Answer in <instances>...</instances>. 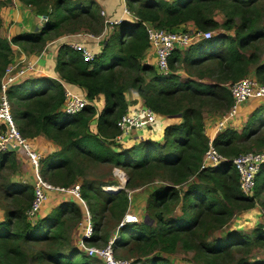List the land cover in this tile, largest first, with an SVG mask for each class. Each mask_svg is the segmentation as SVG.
Instances as JSON below:
<instances>
[{"label":"trees","instance_id":"trees-1","mask_svg":"<svg viewBox=\"0 0 264 264\" xmlns=\"http://www.w3.org/2000/svg\"><path fill=\"white\" fill-rule=\"evenodd\" d=\"M0 1V5L10 2ZM19 1L34 7L47 20L36 32L21 33L10 40L0 36V80L11 63L12 46L35 54L48 40L54 39L52 35L57 36L61 31L74 32L84 20L99 24L101 8L95 0ZM49 1L50 5L44 4ZM256 1L125 0L126 8L134 13L130 11L138 22L124 20L115 26L101 40V52L92 62H85L67 44L58 47L55 71L60 81L77 87L81 96L91 102L81 113H65L63 86L54 79L37 77L9 89L33 88L23 95L9 94V101L17 103L13 120L25 138L32 140L41 136L57 146L54 152L43 156L41 175L46 182L62 188L79 184L93 232L102 227L106 213L113 218L125 214L127 196L123 191L103 192V184L100 187L96 180L86 178V163L121 169L129 176V184L134 176L153 175L169 182L149 195L146 219L126 223L122 227L121 241L115 243L117 247L135 245L137 254L150 257L142 264H169L166 258L152 255L157 249L173 254L180 246L186 252L193 251L196 263L217 264L234 252L249 254L264 247L262 227H257L250 235L242 231L227 232L209 240L213 230L229 222L234 208H253L255 198L264 191V165L256 175L253 196L247 198L240 192L238 174L230 161L239 153L240 141H249L264 130V102L250 114L240 132L234 127L227 128L214 138L213 146L229 161L199 170L209 142L204 134L203 109L208 106L214 110L229 109L232 104L230 85L246 76L251 66L254 67L253 76L264 82V62L258 63L256 56L246 55L249 46L264 38V33L256 28ZM216 10L225 15L221 24L215 19ZM236 18L241 25L233 36L217 32L231 31ZM142 22L167 30L191 22L197 30L210 31L212 36L198 40L185 52L174 51L168 62L170 73L162 76L152 65L142 62L149 50ZM66 25L70 26L64 27ZM88 30L96 31L92 24ZM108 51L111 59L107 65H101L100 60ZM178 64L202 71L195 79L181 81L174 73ZM122 72L130 77L129 83L122 82ZM206 79L214 82L205 83ZM128 90L136 91L144 106L156 115L177 117L180 122L166 126L161 141L144 138L134 145L130 141L115 142L119 134L116 122L129 106L125 98ZM97 98L102 99L103 106L92 125L96 114L92 102ZM16 155L12 152L0 155V175L6 169L11 174L16 170ZM0 189V205L4 201V218L0 221V264H94V259L70 245L67 223L72 220L75 225L82 221V211L68 195L55 193L67 200L45 216L38 218V213L29 221L26 213L33 199V182H2ZM172 207L176 209L172 211ZM98 239L94 234L87 242L93 244ZM33 244L48 245L49 250H38L28 256L21 245ZM136 263L134 260L133 264ZM235 264H264V261L241 257Z\"/></svg>","mask_w":264,"mask_h":264},{"label":"built area","instance_id":"built-area-1","mask_svg":"<svg viewBox=\"0 0 264 264\" xmlns=\"http://www.w3.org/2000/svg\"><path fill=\"white\" fill-rule=\"evenodd\" d=\"M101 14L105 16L103 12ZM123 17L134 18L127 8L123 10ZM123 17L117 20L104 19L105 27L103 33L98 37L91 35H87V37L101 42L108 31H111L115 26L124 21ZM42 19L43 23L47 20L44 16H41ZM134 20L138 22V19L135 18ZM142 25L148 37L149 51L155 59L154 67L157 74L162 76L170 73L168 62L174 51L184 52L198 40H207L212 36V32L210 31L203 32L197 29L193 32L174 31L156 28L146 22H142ZM62 44H67L74 51L78 52L87 63L95 59L93 51L80 42L67 40ZM36 71V62L32 60H26L20 65L10 63L5 68L0 80V155L7 152L21 154L31 167L34 178L33 199L26 215L30 220L35 219L42 205L47 201L48 193H61L68 195L72 200H79L81 207L85 209V225L83 226V221L80 223L83 232L78 242L79 250L89 257L100 259L103 264H129V262L121 261L114 257L112 243H109L106 248L100 250L93 246H87V240L93 236V227L86 203L81 199L79 184L70 188H62L46 182L40 172L42 154L33 147L31 140L22 136L13 120L11 105L7 95L8 90ZM61 84L64 90L63 110L65 113L75 115L81 113L87 106L91 105V102L75 92L73 85L63 82ZM229 90L232 104L227 112L218 119L215 133H220L227 128H233V124L231 126L230 122L236 118L240 106L249 101L264 102V83H261L252 76H247L234 82L230 85ZM156 118L157 115L149 108L141 104L136 105L132 110L124 113L116 122L119 134L115 138V142L124 144L133 139V132L152 129ZM213 140V138L208 139V148L202 158L199 170H205L229 161L213 146ZM230 161L238 174L240 192L247 198L252 197L256 184V175L264 165V152L241 154L233 157ZM127 218L122 225L127 221H138L137 216H127Z\"/></svg>","mask_w":264,"mask_h":264},{"label":"rangeland","instance_id":"rangeland-1","mask_svg":"<svg viewBox=\"0 0 264 264\" xmlns=\"http://www.w3.org/2000/svg\"><path fill=\"white\" fill-rule=\"evenodd\" d=\"M50 3L51 2L49 1V2L44 3V4L50 5ZM255 8H256L255 11L258 13L256 28L261 30L264 33V0H257L255 2ZM119 11H120V14L118 12L119 16H116L117 18L122 16L121 10H119ZM101 12H102V9H100V11H99V15H100L99 16L100 17L99 24L96 25L95 22L90 23V22H86V20H84L81 22L82 23L81 26L79 25L77 27L76 31H74V32L61 31L60 34L57 36L52 35V38H54L58 41V45H61L64 41L75 40L74 38H76L77 36H81V35H91L93 37L100 36L103 33V30L105 27L104 26V18L102 16ZM214 14H215L214 15L215 19L220 24L225 21V15L222 11L216 10V11H214ZM234 23H235V26L231 31L218 30L217 32L219 34L221 33L224 35L233 36L236 28L240 27L241 21L239 20V18H236ZM44 24L45 23H43V19H42V21H39L38 26L36 28V31L42 29ZM91 24H92V27L96 30L95 32L88 30L90 28ZM69 26L70 25H66L64 27H69ZM36 31H34V32H36ZM107 33L109 35L110 31H108ZM54 39H52V40H54ZM52 40H48V42H50ZM45 47H46V45L42 46V49L40 51L36 52L35 55H39V52L41 53V51H44ZM92 51H93L94 55L100 54L101 47L100 48L95 47L92 49ZM182 55H184V54H182ZM246 55L247 56L254 55L257 57L258 63H263L264 62V38H260L258 41H255V43L253 45L249 46V48H247V50H246ZM110 57H111V52L108 51L107 55L100 60L101 65H107L111 59ZM258 65L259 64H257L256 66H258ZM253 69H254V67L251 66V69H249L248 74L246 76H243L242 78L247 77V76H251L250 74H252ZM154 70L156 72L155 67H154ZM201 71H202L201 68L194 70V69L187 68L186 65L181 66L180 64H178V67H176V69L174 70V73L180 77L181 81H184L188 78L195 79L196 74L198 72H201ZM49 73H51V72H49ZM121 74H122V76H121L122 82L129 83L130 77L128 76V74H126V72H122ZM252 77L255 78L254 76H252ZM255 79H257V78H255ZM146 80H148V79H146ZM204 82L205 83H213L214 80L206 79V80H204ZM261 83H264V82H261ZM32 90H33L32 87H27L24 91L21 88L19 90H17L15 87V88H12L11 90H9L7 94H8V96H9V94L13 95V92H14L15 94L23 95V93L25 94L26 92H29ZM131 93L136 94L135 99H132V97L129 96ZM137 97H139V96L137 95L136 91L128 90L126 92L125 98H126L127 102H129L133 105V108L136 105H140L137 103V100H138ZM99 100H100V102H102L101 98H99ZM9 102L11 105V113L13 116L14 111L17 110V103H14L12 101H9ZM142 105L144 106L143 103H142ZM101 109H102V103L100 104V106L97 105L95 108L96 114H95L93 120L91 121L92 125L96 122L97 116L100 113ZM227 110L228 109H226V110L225 109L224 110H214L211 106H208V107L203 109V113H204V116L214 115L216 117H219L218 119H220L227 112ZM127 111H129V110L127 109ZM157 118H158V120L156 122V124H157L156 126H153L152 129H147V130L143 129L140 132L142 134H144L145 136L149 135V137H151V138H154V139L158 138L162 132L163 125H165L166 121H165V119H163L160 116H158ZM237 118H238V115L236 116V118L234 120V122H235L234 129L236 131H240L243 127V124H245L244 118H242V119H237ZM217 134H219V133H217ZM157 140H159V139H157ZM131 142H132V140L129 143H131ZM237 146L239 148V153L236 156L241 155V154H246L249 152H264V130L262 129L257 135L253 136L249 141H246V142L240 141ZM236 156H234V157H236ZM84 171H85L86 178H88L89 180L90 179L96 180L99 183L100 187L103 184L101 187L103 192L118 193L120 191H123L125 193V195L127 196V208H126L125 214L119 218L118 217L113 218L110 215V213H106L105 217L102 220V227H99L98 232H96V233L93 232V235L96 234L98 236V238H100V239L96 240L93 244H91V243L87 244V246H90V247L93 246V247L100 250V249L106 248L109 245V243H112L113 255L116 259L129 262V264H133V262L135 260V262H137L136 264H142L144 261H146L150 257L143 258L140 254H137L136 252L138 250L135 248V245H133V246L129 245L128 247H120V246L117 247L115 245V243H116V241L117 242L121 241L122 234H123L122 233V227L126 223H139V222H141V220H143V217L146 216V214H147L146 202H147L149 195L156 188H158L162 185H165V184H169V182L165 181L164 178H162L160 176H154L153 175V176H149L146 178H139L137 176H134V177H132V180L129 184L130 178L128 175H126V173L123 170L118 169V168H114V167H109L107 165H96V164L91 165L89 163H86ZM1 174L2 175H0V183H2V182L8 183L9 181L11 182L10 177L12 174H11L9 169L4 170L3 173H1ZM31 177H32V180L30 178L29 183L30 182L32 183L34 180L33 175H31ZM192 180L194 181V178H192ZM29 183H27V184H29ZM23 184H25V183H23ZM49 184H51V183H49ZM51 185L57 186L54 184H51ZM180 189L182 190V188H180ZM50 194H55V193H48V198H50ZM0 196L2 197V190L1 189H0ZM49 200H51V199H49ZM57 200H59V198L56 199V201ZM254 201H255V206L253 208H248V209H244V210L240 209V208H234L233 215H232L231 219L229 220V222L224 227L213 230L210 234L209 240H211L214 237H221L224 234H226L227 232H230V234L231 233L235 234V232L242 231L245 234L250 235L251 232H253L254 229H256L257 227H262L264 229V205H263L264 204V191L260 195V197L259 198L256 197ZM3 202L4 201H2V204L0 205L1 207H3ZM9 202H11V201H7L8 204H9ZM74 202L79 208H81L82 221H83L85 218V209H83L81 207V202L79 200H74ZM12 206L13 205H9V207H12ZM54 208L55 207L53 206L51 208L50 212ZM175 209H176V207H172V211H174ZM140 214H143L142 215L143 217H141ZM127 216H137L138 221L137 222L127 221L122 225V223L128 219ZM82 221L80 220L75 225L74 224L72 225V223H73L72 220L67 223V231H66V233L68 235L67 237H69L70 245H72L76 249H79V247L77 246V243L80 240L81 234L83 232L81 230V226H80L81 225L80 223ZM84 225H85V222H83V226ZM21 246L23 247L24 252L28 256H32L38 250H42V251L49 250L48 245H42V244H40V245H34V244L33 245H21ZM132 253L134 256L131 255ZM152 255L156 256V257H160V258H163V257L166 258L169 261V264H203V263H196L193 260L194 259L193 258V255H194L193 251L192 252L191 251L186 252L180 246L177 247V249L175 250V252L173 254H165L162 251H160L159 249H157L152 253ZM241 257L246 258V260L250 259V260H263L264 261V247L254 249L249 254L247 252H245V253L244 252H234V254L231 257L227 258V260H224V259L219 260L217 262V264H235L236 261ZM90 258L95 260L94 264H103L101 262V260L98 258H93V257H90ZM27 264H32V263H27ZM35 264H38V263H35ZM42 264H47V263L43 262Z\"/></svg>","mask_w":264,"mask_h":264},{"label":"crops","instance_id":"crops-1","mask_svg":"<svg viewBox=\"0 0 264 264\" xmlns=\"http://www.w3.org/2000/svg\"><path fill=\"white\" fill-rule=\"evenodd\" d=\"M95 1L98 3L100 8L102 9V12L105 14V16H103L104 19L117 20L123 17V10L124 8H126L125 0H95ZM163 1L172 2L174 0H163ZM119 10H121L122 16L117 18L116 16H119L120 14ZM135 18L136 17L134 18H130V17L124 18L123 17L124 20L128 22H132V23L135 21L134 20ZM0 19H1L0 36L3 38H6L7 40H10L12 37L18 34H21V33H32L36 31L39 21H42L41 15L38 14L37 10L34 7L29 6V5L26 6L22 4L19 0H10V2L0 5ZM173 30L193 32L196 30V27L194 26L193 23L187 22L185 24H182V25H179L178 27L173 28ZM74 39H75L74 41L80 42L88 47L90 46L89 48L91 50L95 47L99 48L101 44V42H98L91 37H87V35L77 36ZM56 41L57 40L54 39L50 42H47L44 51H41V53L39 52V55L24 52L19 47L12 46L11 63L20 65L24 63L26 60H32L33 62H36V70H37L34 74H30L24 80H21L19 83L15 85L23 84L25 81L32 80L37 77H47V78H51V79L61 82L59 75L55 71L56 54H57L58 47L60 46L58 45V41L57 42ZM142 62L150 64L152 66H154L155 64L154 56L148 49L146 50L145 54L142 57ZM250 75L253 76V72ZM73 87H74L75 92L80 94L79 89H77V87L75 86ZM129 96H131L132 99H135L136 94L131 93ZM137 99H138L137 103L142 105L141 98L137 97ZM101 103L102 102H100L99 98H97L96 100L92 102V105L96 108V106L97 105L100 106ZM127 103L129 105L128 110L129 111L132 110L133 105L129 102ZM262 103L263 102L261 101H258V102L249 101L245 103L244 105L240 106L238 109L237 119L244 118V123H245L248 117L250 116V114ZM158 116L159 115H157V117ZM160 117L165 119L166 123L165 125H163L162 132L158 138L154 139V138L149 137V135L145 136L140 131H136V132H133L132 134L133 139H132L131 144L133 145L137 144L139 139H144V138H151L152 140H155V141H161L165 127L171 124H178L180 122L179 118L177 117H172V118H167L163 116H160ZM218 118L219 117H216L214 115L204 116V134L206 135L208 139L216 137L217 133H215V126L217 124ZM234 120L230 122V125L232 126L233 124V127L235 124ZM237 132H240V131H237ZM31 143L33 147L37 149V151L40 152L42 156L44 157L54 152L57 149V146L53 142L41 136L32 139ZM15 160H16V164H15L16 170L14 171V173H12L10 180L12 182H17V183H25V184L29 183V179L31 178L32 180L31 167L26 162V160L22 157L21 154H17ZM29 184H31V182ZM58 198L59 200L56 201V199ZM66 200L67 199L61 194H50V198H47V201L42 205L38 218L45 216L46 214L50 212L53 206L56 207L60 202H63ZM140 215L141 217H143L142 216L143 214H140ZM3 218H4V211L2 207H0V221H2ZM143 219H146V216H144ZM77 246H78V243H77Z\"/></svg>","mask_w":264,"mask_h":264},{"label":"bare ground","instance_id":"bare-ground-1","mask_svg":"<svg viewBox=\"0 0 264 264\" xmlns=\"http://www.w3.org/2000/svg\"><path fill=\"white\" fill-rule=\"evenodd\" d=\"M157 120H158V118H156V122H157ZM156 122H155V124L153 126H156L157 125Z\"/></svg>","mask_w":264,"mask_h":264},{"label":"clouds","instance_id":"clouds-1","mask_svg":"<svg viewBox=\"0 0 264 264\" xmlns=\"http://www.w3.org/2000/svg\"><path fill=\"white\" fill-rule=\"evenodd\" d=\"M122 173V172H121ZM30 220V219H29ZM89 244V243H88ZM79 247V246H78ZM79 250V249H78ZM80 251V250H79ZM83 253V252H82ZM89 257V256H88Z\"/></svg>","mask_w":264,"mask_h":264}]
</instances>
